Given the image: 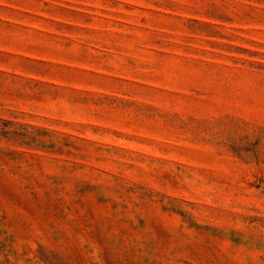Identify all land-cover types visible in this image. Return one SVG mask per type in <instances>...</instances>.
Instances as JSON below:
<instances>
[{
    "label": "rangeland",
    "instance_id": "rangeland-1",
    "mask_svg": "<svg viewBox=\"0 0 264 264\" xmlns=\"http://www.w3.org/2000/svg\"><path fill=\"white\" fill-rule=\"evenodd\" d=\"M0 264H264V0H0Z\"/></svg>",
    "mask_w": 264,
    "mask_h": 264
}]
</instances>
